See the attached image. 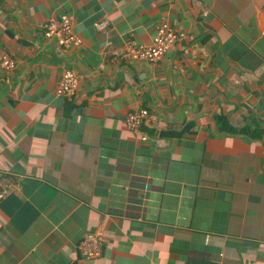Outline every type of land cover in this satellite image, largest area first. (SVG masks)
Returning a JSON list of instances; mask_svg holds the SVG:
<instances>
[{
  "label": "crops",
  "instance_id": "obj_1",
  "mask_svg": "<svg viewBox=\"0 0 264 264\" xmlns=\"http://www.w3.org/2000/svg\"><path fill=\"white\" fill-rule=\"evenodd\" d=\"M64 16L79 47L43 36ZM163 24L179 36L165 57L120 58ZM7 175L0 264H264V0H0Z\"/></svg>",
  "mask_w": 264,
  "mask_h": 264
},
{
  "label": "built area",
  "instance_id": "obj_2",
  "mask_svg": "<svg viewBox=\"0 0 264 264\" xmlns=\"http://www.w3.org/2000/svg\"><path fill=\"white\" fill-rule=\"evenodd\" d=\"M8 1V0H5ZM103 27V26H102ZM43 36L54 41L62 47L75 46L79 47L82 40L79 39L74 31V25L70 17H62L59 23L49 21L43 26ZM178 34L175 33L168 24H163L158 27L157 36L151 46L129 47L121 59L133 61L156 62L167 55L169 50L178 40ZM1 65L8 69L16 67V61L12 57L4 56ZM80 87V77L74 70L65 71L63 78L58 86L57 95L67 99L74 98ZM149 117L146 110L131 113L127 118V126L133 132L138 133L142 122ZM146 137H143V140ZM17 188L16 181L11 175H7L0 181V200L6 199L12 195ZM105 237L102 234H88L84 237L80 244V255L86 260H95L99 258L103 252Z\"/></svg>",
  "mask_w": 264,
  "mask_h": 264
}]
</instances>
